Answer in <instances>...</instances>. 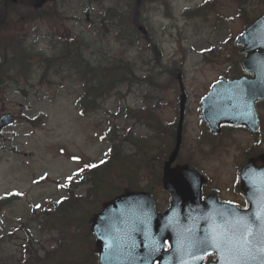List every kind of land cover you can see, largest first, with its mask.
Returning <instances> with one entry per match:
<instances>
[{
	"label": "rangeland",
	"instance_id": "374dc122",
	"mask_svg": "<svg viewBox=\"0 0 264 264\" xmlns=\"http://www.w3.org/2000/svg\"><path fill=\"white\" fill-rule=\"evenodd\" d=\"M205 1H209L207 3L212 8L208 20L188 19L183 16L186 15L185 12L194 11ZM256 2L248 10L247 17L250 20L264 11V2L261 4ZM58 5L60 6L59 13H65L64 18L72 17L71 22L63 21L65 25H61L65 34L57 33V29H50L49 26L40 22L31 25L32 28L40 29L41 36L48 32L72 38L85 31V36L91 37L88 26H85L89 19L83 16L80 3L75 0H62ZM217 13H220L227 21L225 24L217 22ZM139 18L141 25L145 27L147 37L158 42L161 59L156 60L153 56L151 64L144 67L139 66L136 72L149 71L148 74H143V77L160 76L162 87H165L164 92H160L162 105H165L161 116L163 124L173 123L178 116L179 91L177 81L171 77L173 84H167V77L162 76L156 68L159 66L172 67L175 64L176 70H180V65L184 64L182 69L185 86L191 95V101L184 152L179 162L188 161L193 165L196 163L202 168L207 166L205 167L207 172L215 173L216 178H219L218 173L220 172L225 180L231 179L234 167L241 163V158H244V150L239 151L237 140L241 144H248L246 135L236 136L237 133H233L231 135L232 146L227 145L224 149L226 151H223L219 157L212 156L213 152L207 148H205L206 157L201 156L198 150L204 138V130L200 124L201 116L198 109L200 98L208 91L209 84L229 70L226 61L234 50V39L247 26L246 22L238 19L237 6L233 0H146ZM142 46L145 48V45ZM210 47L217 51L207 55L206 60L208 61H206L202 55ZM40 49L48 52L51 50L44 43L38 48ZM100 49L97 47L95 50L98 52ZM128 55L137 57L136 50ZM145 56L152 59L148 53ZM88 57L90 58V54ZM40 78L41 73L37 72L30 82L24 83L31 87L25 99L17 94L16 87H7L0 91V116L10 113L16 118L15 126L0 134V197L11 194L19 196L7 208L0 204V243L2 241L3 252L11 261L10 264H18L24 248L39 251L40 259L44 257L45 251L55 250L56 256L52 264H69V262L74 263L73 261L95 264L93 262L94 243L89 236V227L87 228L86 223L82 230L76 232V237H74L73 228L66 234L67 240L62 241L58 229L52 231L46 229L42 234L37 233L36 216L41 225L48 227V219L42 216L44 208L52 204L57 207L59 201L69 197L68 192H64L60 184H67V177H71L79 169L80 160H83V164L87 160L89 162L98 161L109 152L111 143L101 140L102 133L115 123L113 116L120 103L115 99L110 100L102 111L93 115L85 113L82 117L76 107V94L68 92L67 89L62 90L56 79L53 84L44 85L41 84ZM147 92L148 89L139 91L134 87L129 94H126L125 102L123 101L122 104L135 106L136 98ZM28 118H30V123H27ZM131 127V123L125 124L124 135ZM133 130L136 133L137 127ZM135 133L133 132L134 135ZM137 137L150 138L143 130L137 133ZM252 139L251 145H254L257 140L264 142V132ZM163 141L155 142L154 147L158 148L153 154L150 152V157L146 156V170L140 171L138 176L117 178L109 199L124 189L139 186L140 190L154 189L159 209L167 208L168 196L160 192L154 178L148 175L150 167L158 166L156 158H162ZM125 147V155L132 153L137 158L142 156V153H137L134 148L128 145ZM258 147L255 146V150ZM75 156L79 160L70 158ZM115 165L118 163L114 162L111 170L115 171ZM135 172L138 173L137 165ZM76 194L86 196L85 187H80ZM109 196V194L100 193L96 202L81 201L84 203L83 209H80L76 216L80 219L85 217L88 221L92 214L100 210L102 203L109 200L107 199ZM33 206L40 209L34 210L35 213L31 216ZM33 219L35 222L32 221ZM29 220L32 222L33 237L27 236L26 232L19 231V226L27 225Z\"/></svg>",
	"mask_w": 264,
	"mask_h": 264
},
{
	"label": "trees",
	"instance_id": "16d2710c",
	"mask_svg": "<svg viewBox=\"0 0 264 264\" xmlns=\"http://www.w3.org/2000/svg\"><path fill=\"white\" fill-rule=\"evenodd\" d=\"M34 2V0H30ZM130 1L128 2V4ZM129 7V6H128ZM123 7L116 5L114 11L111 13L110 17L106 20H103L101 23V27L96 24V32L98 31H105L104 36L107 39H115V42H120L122 40H126L129 37H133L136 33V30L133 29V35L130 34L129 36H125L121 38L119 34L123 32L126 27L121 25V16L123 14H127L128 11ZM112 10H107L110 12ZM35 16L37 17V11L35 12ZM131 28V26H130ZM75 43L73 44V48L66 49L63 51L61 55H53L49 57L39 56L43 61L39 62L38 70L44 71V75L41 78V82L46 79L50 75L49 71H53V76L60 77L61 72L67 71L69 74L72 72L75 74L76 77L74 78H65L62 77L60 79V85L62 87H66L69 85H79L81 87V95L79 97V101L82 104V108L85 105L87 108H91V110H95L99 106V102L105 101L107 98L111 97L117 88L126 82L124 79H120L118 75L119 69H128V64L121 65V62H118L114 57L104 56L102 60V64L90 65L89 71V78L86 79L82 75L84 74L85 66L83 65V53L76 48L75 44L80 43V40L75 38L73 40ZM127 41V40H126ZM129 46L131 47L134 45L132 42H128ZM35 48L31 45L24 46V64L27 68L31 69L33 66L30 64L36 56L33 55ZM100 66V67H99ZM128 162V161H126ZM125 162V163H126ZM128 164V163H127ZM87 172H91L92 170ZM103 174L92 172L91 178L96 179L102 177ZM104 177V176H103ZM92 182L95 184L94 180ZM95 186V185H94ZM95 193L100 195L97 191V188L94 190ZM97 197V196H96ZM83 202L78 198L73 197V201L71 203H65L62 208L61 206L58 208L53 209L47 215L48 219V228L49 230H53L59 228L60 226L66 231L68 234L74 228V237H76V232L83 229L85 226L86 218H79L76 215L80 212V209H83ZM6 206L8 203L5 204ZM72 216V218H71ZM45 225L39 229L40 233H43ZM27 228H22L21 230H27ZM29 233V232H27ZM66 235H63V237ZM56 253L53 252H46L45 257L47 261L54 260ZM24 264H31L32 259H26L28 257L25 256ZM33 259H36L38 263H43L40 258L36 255L32 256ZM23 261V260H22ZM20 261V264L23 262ZM74 263L69 262V264H82L78 263L77 261H73ZM0 264H7L6 260L4 259V254L1 252L0 246ZM60 264H68V263H60Z\"/></svg>",
	"mask_w": 264,
	"mask_h": 264
},
{
	"label": "water",
	"instance_id": "95a60500",
	"mask_svg": "<svg viewBox=\"0 0 264 264\" xmlns=\"http://www.w3.org/2000/svg\"><path fill=\"white\" fill-rule=\"evenodd\" d=\"M238 44H243L245 45L244 52L248 54V58L244 62L245 68H247L248 63L257 65V63H262L264 62V28H256L253 30L247 31L238 41ZM264 76V73L263 75ZM258 84V83H256ZM208 108V106L206 107ZM182 110H183V104H182ZM206 119L208 122H210V115L211 111L206 110ZM231 121V120H229ZM12 124V119L9 116H5L0 119V130L5 128L8 125ZM177 153V149L175 150L173 157L171 159H174L175 155ZM170 162V164H171ZM172 172H184L187 171L186 168H181V169H176V170H171ZM171 172V173H172ZM172 178V176L169 177V180ZM179 195V194H177ZM181 196V195H179ZM125 205V202L122 199H116L110 203H107L104 205V210L103 213L97 216H94L91 221V225L93 227V230L95 231L97 237H98V243L97 247L102 248L103 243L102 239H111L113 237V232H107L104 229L103 222L106 220L108 216H112L119 208ZM152 207V203L151 206ZM151 214L157 215L153 207L150 210ZM182 213V222H178L177 219L179 218L180 214ZM131 217V215H128ZM160 220L156 221L154 218L152 221H148L149 228L146 230L145 226V219L141 220V213L140 211L136 212L134 216H132V219H136L137 222L133 221L132 226L130 227V230L132 233L135 232L137 229L140 232H144V239H152L155 241L157 245H164L166 240H170V236H178L181 235L182 232H184V235L191 237L196 234L195 232V227L191 223L197 222V212L193 210H184V211H179L173 207V209L168 212L165 215H157ZM178 222V223H173V222ZM252 224V232H253V238L254 240H258L259 236H256L255 234L259 233V227H254V223ZM255 233H254V231ZM244 231V226L243 225H237L234 227V233L239 237ZM123 232H125L123 230ZM130 237V236H129ZM250 237V236H249ZM240 244L243 245L244 242L240 241ZM121 246L118 244L117 240L114 242L113 247H111L107 251L108 254H112L115 251H120ZM242 252V247L241 250L236 254L234 257V264H244V259L241 254ZM101 253V262L104 264H114V259L113 258H106L105 255ZM105 258V259H104ZM160 261V258L156 259Z\"/></svg>",
	"mask_w": 264,
	"mask_h": 264
},
{
	"label": "flooded vegetation",
	"instance_id": "af4514ba",
	"mask_svg": "<svg viewBox=\"0 0 264 264\" xmlns=\"http://www.w3.org/2000/svg\"><path fill=\"white\" fill-rule=\"evenodd\" d=\"M240 78L243 77V75L239 76ZM258 118H259V125L260 128L264 127V113L260 115V111L262 112L263 109L260 108L258 105ZM234 128L237 127H222L220 130L221 136L225 141H229V138H227V133L229 131H234ZM243 129V128H238ZM248 131V130H247ZM215 145L220 146L222 143H219L217 139L215 140ZM206 148V147H205ZM247 157H253L246 153ZM250 160V158H248ZM247 160V161H248ZM244 161L242 160L241 163L234 167V172L232 175V178L229 180H225V178L222 176V174L219 172V178L215 177V173H209L205 172L207 171L205 166L202 169V172L200 171V174L205 179V182L202 187V201H206L210 198L216 197L218 201L222 203H229L241 210H247L250 208V201L256 202L257 199L254 195H256V192H252L253 195H250L242 191V187L240 184V171L244 165H242ZM247 163V162H246ZM245 163V164H246ZM255 165L257 166V162L255 161ZM215 261L214 256H208L204 262V264H210Z\"/></svg>",
	"mask_w": 264,
	"mask_h": 264
},
{
	"label": "snow or ice",
	"instance_id": "6c2138e0",
	"mask_svg": "<svg viewBox=\"0 0 264 264\" xmlns=\"http://www.w3.org/2000/svg\"><path fill=\"white\" fill-rule=\"evenodd\" d=\"M69 180H71V177H69ZM257 219H261V217L258 216ZM243 225L244 232L239 237L235 233H229L226 231L221 235H213L210 241L202 242L205 246V253L207 252V247L211 246L218 251H223L225 253V256L223 257L224 264H233L234 257L242 247L240 241H243L244 245H247L250 243L247 237L253 235L251 222L245 220L243 221ZM261 235L264 237V228L261 230ZM203 258L204 257H201V259Z\"/></svg>",
	"mask_w": 264,
	"mask_h": 264
},
{
	"label": "bare ground",
	"instance_id": "6f19581e",
	"mask_svg": "<svg viewBox=\"0 0 264 264\" xmlns=\"http://www.w3.org/2000/svg\"><path fill=\"white\" fill-rule=\"evenodd\" d=\"M260 264H264V254H262V256H261V262H260Z\"/></svg>",
	"mask_w": 264,
	"mask_h": 264
}]
</instances>
